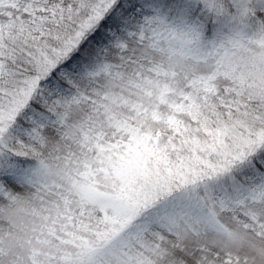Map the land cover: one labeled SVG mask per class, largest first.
Returning a JSON list of instances; mask_svg holds the SVG:
<instances>
[{
    "label": "snow or ice",
    "instance_id": "6c2138e0",
    "mask_svg": "<svg viewBox=\"0 0 264 264\" xmlns=\"http://www.w3.org/2000/svg\"><path fill=\"white\" fill-rule=\"evenodd\" d=\"M0 264H264V0H0Z\"/></svg>",
    "mask_w": 264,
    "mask_h": 264
}]
</instances>
